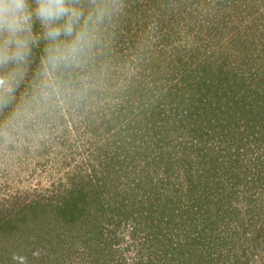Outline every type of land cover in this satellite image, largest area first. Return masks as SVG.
I'll return each instance as SVG.
<instances>
[{
    "label": "rangeland",
    "instance_id": "rangeland-1",
    "mask_svg": "<svg viewBox=\"0 0 264 264\" xmlns=\"http://www.w3.org/2000/svg\"><path fill=\"white\" fill-rule=\"evenodd\" d=\"M77 79L0 140V264H264V0H126Z\"/></svg>",
    "mask_w": 264,
    "mask_h": 264
},
{
    "label": "clouds",
    "instance_id": "clouds-1",
    "mask_svg": "<svg viewBox=\"0 0 264 264\" xmlns=\"http://www.w3.org/2000/svg\"><path fill=\"white\" fill-rule=\"evenodd\" d=\"M125 9L126 0H0V140L38 107L77 99V78Z\"/></svg>",
    "mask_w": 264,
    "mask_h": 264
}]
</instances>
